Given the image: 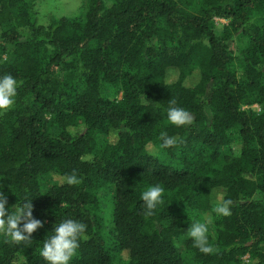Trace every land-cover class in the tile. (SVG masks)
Wrapping results in <instances>:
<instances>
[{"label":"trees","instance_id":"1","mask_svg":"<svg viewBox=\"0 0 264 264\" xmlns=\"http://www.w3.org/2000/svg\"><path fill=\"white\" fill-rule=\"evenodd\" d=\"M37 1L0 0V75L18 82L0 191L43 227L22 244L0 233V264H45L65 219L86 225L71 264H264V0H87L48 25ZM171 106L193 123L170 125ZM162 132L178 143L160 148ZM205 219L207 253L188 235Z\"/></svg>","mask_w":264,"mask_h":264},{"label":"clouds","instance_id":"2","mask_svg":"<svg viewBox=\"0 0 264 264\" xmlns=\"http://www.w3.org/2000/svg\"><path fill=\"white\" fill-rule=\"evenodd\" d=\"M17 87L18 82L11 74L0 75V111L8 110L14 105ZM172 103L175 104L174 101ZM167 121L170 125L183 128L193 123V116L182 107L171 106L167 109ZM160 139V148L164 149L178 143L174 137L164 132L160 134ZM65 180L69 185L79 183L75 173L66 175ZM163 192L164 189L160 185H151L141 193L146 216H152L158 205L163 202ZM231 203V200L220 202L215 209L216 213L230 215ZM7 205L8 198L0 191V233L18 244L31 241L32 234L43 227V222L33 217L32 200L16 203L12 207ZM210 222L208 219L197 221L188 229L194 246L205 253L212 250L208 242ZM51 232L52 234L43 240L39 255L45 264H71L80 246V240L85 236L86 225L73 219H65L52 228Z\"/></svg>","mask_w":264,"mask_h":264},{"label":"rangeland","instance_id":"3","mask_svg":"<svg viewBox=\"0 0 264 264\" xmlns=\"http://www.w3.org/2000/svg\"><path fill=\"white\" fill-rule=\"evenodd\" d=\"M87 0H39L32 11L36 22L40 25H48L54 19L60 17L82 18L86 11ZM217 28L220 29L224 20L216 19ZM118 98L120 97L117 96ZM257 110V107H253Z\"/></svg>","mask_w":264,"mask_h":264}]
</instances>
